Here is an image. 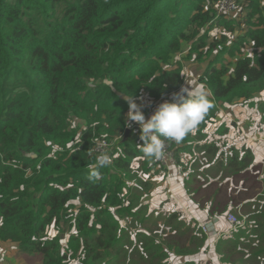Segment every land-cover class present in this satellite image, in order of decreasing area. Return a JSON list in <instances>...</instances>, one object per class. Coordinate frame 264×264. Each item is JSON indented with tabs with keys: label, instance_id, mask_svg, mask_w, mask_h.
<instances>
[{
	"label": "trees",
	"instance_id": "obj_1",
	"mask_svg": "<svg viewBox=\"0 0 264 264\" xmlns=\"http://www.w3.org/2000/svg\"><path fill=\"white\" fill-rule=\"evenodd\" d=\"M216 1L0 0L2 244L42 255L43 264H200L211 251L201 226L177 213L155 217L146 204L153 185L145 177L166 168L144 158L140 131L99 169V180L88 177L96 142L125 133L124 95L140 104L176 93L189 62L207 64L199 82L212 107L183 141L166 140L178 165L220 107L264 92L262 0H242L237 18L218 15ZM248 44L253 56L238 58ZM230 159L241 174L253 154L234 150ZM260 201L237 216L229 238L216 240L220 264H264ZM52 229L59 234L49 236Z\"/></svg>",
	"mask_w": 264,
	"mask_h": 264
},
{
	"label": "crops",
	"instance_id": "obj_2",
	"mask_svg": "<svg viewBox=\"0 0 264 264\" xmlns=\"http://www.w3.org/2000/svg\"><path fill=\"white\" fill-rule=\"evenodd\" d=\"M204 71V65H189L185 77L188 79L187 83L193 87L203 86L199 82V77ZM187 83L182 87H190ZM172 95L153 102L171 101ZM252 102H264V92L257 95ZM251 103L235 101L224 107L226 112L217 114L205 130L206 137L195 142L189 152L181 155L179 167L183 175L180 178L175 176L173 170L172 174H169L167 171L156 169L148 176V180L154 185L148 198V205L150 212L155 213V217L159 216L156 212L159 214L163 212V206H166L165 215L177 213L184 220L196 221L200 226L217 217L219 220L215 227L219 235L217 239L229 238L237 229L232 231L226 219L228 214L249 215L252 212L250 203L256 199H260V204L264 205V111L257 113L249 109ZM155 109L141 106L146 119ZM236 125L241 126V134ZM244 148L252 152L253 163L246 172L233 174L231 167L234 164L230 165V158L234 150L241 152ZM241 157L243 158V154ZM234 163L238 166V162ZM204 190L207 194H204ZM218 192L220 195L216 197ZM246 226L251 231L250 224L247 223ZM217 239L210 244L211 251L203 254L202 260L198 259L200 264L218 263V260L213 258ZM6 246L10 245L0 242V264L18 261L14 258L15 249L6 254L4 249ZM22 255L19 260H24V257L28 256Z\"/></svg>",
	"mask_w": 264,
	"mask_h": 264
},
{
	"label": "clouds",
	"instance_id": "obj_3",
	"mask_svg": "<svg viewBox=\"0 0 264 264\" xmlns=\"http://www.w3.org/2000/svg\"><path fill=\"white\" fill-rule=\"evenodd\" d=\"M188 85L190 87H181L179 92L173 93L171 101L160 103L148 119L145 118L141 106L135 102L134 95H124L129 106L125 124L128 127H131L130 122L139 125L140 140L143 143L137 146L145 159H162L165 155V140L177 143L183 141L186 136L197 130L212 107L203 86ZM110 163L111 157L108 154L99 155L96 161L89 165L91 171L88 179L99 180V169Z\"/></svg>",
	"mask_w": 264,
	"mask_h": 264
},
{
	"label": "built area",
	"instance_id": "obj_4",
	"mask_svg": "<svg viewBox=\"0 0 264 264\" xmlns=\"http://www.w3.org/2000/svg\"><path fill=\"white\" fill-rule=\"evenodd\" d=\"M242 0H218L213 4V9L217 12L218 15L225 16L227 18H231L232 15H234L240 8V2ZM186 82V80H185ZM131 123V127H128L126 125L127 129L130 130H137L140 131L139 125H134L133 122ZM121 137H117L112 142L107 141H98L95 144L94 153L96 155L108 154L111 157V164H113L112 158H115V152L117 144L119 143ZM155 163L159 167L166 168L167 171L174 170L176 172L180 171V168L178 166V162L176 159V156L174 152L170 149L169 143L165 140V155L160 160H155ZM228 224L232 227V231L240 227V224L238 222V217L234 214H228L227 216ZM202 227L203 233L207 236L209 239L210 244H212V241L214 239H217L218 232L216 230V223H210L205 224Z\"/></svg>",
	"mask_w": 264,
	"mask_h": 264
},
{
	"label": "rangeland",
	"instance_id": "obj_5",
	"mask_svg": "<svg viewBox=\"0 0 264 264\" xmlns=\"http://www.w3.org/2000/svg\"><path fill=\"white\" fill-rule=\"evenodd\" d=\"M262 5L264 6V0H262ZM241 11V7L239 8V10L234 14V15H232L231 16V18L232 17H238V14H239V12ZM223 35V31H221V30H219V31H215V32H213L212 33V36H213V40H215L216 38H220L221 36ZM242 35V34H241ZM228 38L231 40V42H234L235 41V38L236 37H234L232 34H228ZM187 50H188V48H187V46H185V48H184V50L182 51V53H181V57H180V60H184V58H186V53H187ZM253 52H254V49H253V47H252V45L251 44H248L247 45V47L242 51V54H240L239 56H238V58H241V57H247V56H253ZM229 63H235V60H232V59H229L228 61H226V64H229ZM189 64L190 65H195V66H197V64H199V63H193V62H189ZM199 65H204V68H205V70H206V67H207V64L205 63V64H199ZM233 69V68H232ZM205 72V71H204ZM203 72V73H204ZM186 80V82L184 81V84H186L187 82H188V79H185ZM166 100V99H165ZM143 102L144 103H140L142 106H144L145 108L147 107V108H149L150 107V109H154V108H157L158 107V105L160 104V103H162V102H153V100H151V101H146V98H144L143 99ZM151 102H153L151 105H149V103H151ZM251 104H253V106H251V105H249L248 106V108L249 109H251V110H253L254 112H257V113H262L263 111H264V102H259V103H251ZM221 110V111H220ZM224 113V112H226L225 111V109H224V107H220L219 108V111H218V113ZM264 113V112H263ZM237 126V128H238V130H239V132H240V134H241V129H240V125H236ZM126 130H128L127 128H126ZM126 130H125V132H126ZM133 130H135V129H133ZM132 131V130H131ZM135 131H137V130H135ZM121 139H122V136H121ZM120 139V140H121ZM54 151H59V148H55V150ZM139 166V163L138 162H135V165H134V167L135 168H137ZM133 170H135V169H133ZM167 171V170H166ZM167 173H169V174H172V170H170V171H167ZM174 174H175V176H177V178H180L183 174H182V170H180L179 172H176V171H174L173 172ZM145 179H147L148 180V178L147 177H145ZM133 187H134V184H133ZM153 189H154V185H153ZM152 189V190H153ZM170 193H172L171 192V190H170ZM204 194H207V191L206 190H204ZM146 204H148V200H146ZM161 209V208H160ZM162 209H163V212L162 213H160L159 214V216H161L162 217V215H164V217H166V216H169V215H165L166 214V212H165V210H166V206H163L162 207ZM233 212V211H232ZM235 212V211H234ZM233 212V213H234ZM236 213V212H235ZM174 214V213H173ZM171 215V214H170ZM179 216H180V214H178ZM237 216V215H236ZM219 220H218V218L217 217H214V218H211V221L210 222H208L207 224H210V223H217ZM194 223H196V224H199V223H197L196 221L194 222ZM203 225H205V224H203ZM155 228V227H154ZM202 228V227H201ZM71 232V230H70V225H69V223H67L66 225H65V234H68V233H70ZM133 232H135V231H133ZM59 234V231L57 230V229H52V230H50L49 231V236H56V235H58ZM10 246H6L4 249H5V252H6V254H9L11 251H12V249H15V259H18V261H15V262H12V261H6V264H17L18 262H20V264H25V263H28V264H43V256L42 255H35V256H26V257H24V260H19V259H21L20 258V255H22V254H20V250L18 249V247H19V245L18 244H15V243H8ZM19 252H18V251ZM21 257H23V255L21 256ZM213 258H215L216 260H218L217 262V264H220V262H219V258L217 257V256H215L214 255V257ZM17 262V263H16Z\"/></svg>",
	"mask_w": 264,
	"mask_h": 264
},
{
	"label": "water",
	"instance_id": "obj_6",
	"mask_svg": "<svg viewBox=\"0 0 264 264\" xmlns=\"http://www.w3.org/2000/svg\"><path fill=\"white\" fill-rule=\"evenodd\" d=\"M131 132H132V131H131L130 129L126 130V132H125L124 135L122 136V139H121V140L119 141V143L117 144V147H116L115 150H117V149L120 147V145H122V144H124V143H126V142L128 141Z\"/></svg>",
	"mask_w": 264,
	"mask_h": 264
}]
</instances>
